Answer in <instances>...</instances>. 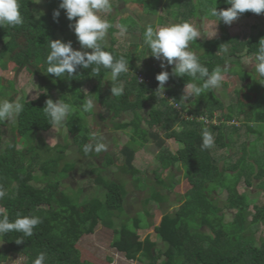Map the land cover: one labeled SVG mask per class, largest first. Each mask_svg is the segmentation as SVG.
Segmentation results:
<instances>
[{
  "label": "trees",
  "instance_id": "obj_1",
  "mask_svg": "<svg viewBox=\"0 0 264 264\" xmlns=\"http://www.w3.org/2000/svg\"><path fill=\"white\" fill-rule=\"evenodd\" d=\"M112 1L141 4L138 14L154 15L161 24L169 21V26L188 22L197 27V17L217 22L221 34L209 38L201 36L190 42L189 50L196 53L199 62L209 72L220 67L228 73H238L234 66L239 64L242 73L238 74L242 80H247L246 76H250L253 87L264 86L256 80L258 76L254 69L248 71L242 65L244 55L255 56L260 39H264V27L255 30L247 38L230 33L222 20L218 21L209 14L211 7H217L218 11L230 7L227 0H181L179 6L171 5L172 0H110L111 4ZM19 4L24 23L16 27H0V67L6 61H11L21 69L39 58L44 73L37 76L38 87L42 90L37 98L18 99L24 104V110L12 119L10 128L13 135H9L4 146L1 145L2 127L7 123L0 121V186L8 193L0 199L6 206L0 214H6L10 222L17 216L28 215L39 216L42 222L34 228L31 237H23L22 233L17 232L0 235L2 247L12 249V254L23 257L27 264H33L40 253L45 254L44 264H98L83 258L77 243L83 235L94 233L99 223L119 214L121 217L125 210L126 185L120 180L104 177L99 172L94 181L105 190L104 195L103 192L99 194L103 197L93 195L80 200L78 196L66 193L62 188V180L75 168V163L65 158L70 142L51 146L37 137V134L48 131L53 126L43 110L46 101L59 99L73 108V113L65 121L68 140L70 137L82 156L99 157L101 153L93 151L85 155L83 152V145L91 143L93 133L88 116L95 111L83 112L82 105L91 98L101 108L97 114L101 119L109 116L114 120L125 113L133 114L131 121H115L113 124L116 129L131 131V140L120 149L123 156L120 165L124 166L126 173L135 168L139 147L148 142H153L158 147L155 155L157 165L153 169L157 186H150L151 191L145 198L144 205L150 200L155 201L158 206L168 201L167 192H162L160 188L170 190L179 184L180 178L170 172L167 179H162L161 173L177 164L182 165L185 177L191 184L182 196L183 200L178 198L181 203L175 212L164 213L160 223L155 226L160 237L157 240H152L150 235L142 239L139 227L145 225L138 219L136 226L133 223L136 218L133 219L128 213L119 224L115 225V220H112L113 248L124 253L127 259L138 260L143 264H264V237L257 236L260 225H264V206L256 205V212L250 213V201L237 187L242 178L249 187L253 185L254 178L263 177L264 155L259 152L260 149L254 150L257 139H244L242 149L239 150L238 147L237 151H233V146H238V142L233 144L227 141L235 138V134H238V139L244 138L239 134L241 127L235 123L240 117L247 121H254L255 117L264 120V111H254L252 102L241 100L226 106L216 94H210L211 90H208L207 95H202L207 97L203 106L189 108L192 104L181 97L184 86L187 83H197L199 86L202 81H194L187 75H175L174 64L167 68L153 66L145 59L149 49L143 43V33L146 26L155 25L143 20L146 24L141 26L142 19L139 16L129 14L122 17L119 11L102 13L113 27L108 30L110 40L104 39L100 43L104 50L113 54L114 59L123 56L128 60L129 72L121 73L116 82L110 80L111 71L104 68H101L99 75L94 74L91 68L84 69L81 66L77 67L72 77L67 74L62 77L47 74L46 56L50 51L51 39L70 41L73 49H80L76 35L69 27L75 20L69 21L65 10L59 9L60 0H39L38 3L35 0H19ZM112 8H115L114 3ZM57 9L60 15L54 18L53 13ZM160 10L163 12L160 13ZM254 14L245 11L239 16L251 17ZM261 14L264 15V12ZM146 15L144 16L147 17ZM121 25L126 27V32L120 31ZM16 31L30 32L25 49L17 52ZM127 34L129 47L117 46L118 37L124 35L126 39ZM150 58L154 57L150 55ZM161 71L169 73L164 98L156 92V75ZM11 83L12 88L14 82ZM87 83H93L89 90H85ZM113 83H123V95H110ZM6 91L0 88L1 95L10 94L8 101H16V90L14 94ZM234 91L237 93L239 90L236 88ZM219 110L222 113L216 115ZM185 112L187 116L184 115ZM143 120L147 127L142 126ZM245 120L241 125L248 126L249 124L244 123ZM205 129L214 137V145L210 149L201 148ZM16 134L32 136L35 146L19 148L14 140ZM246 134L247 137L248 129ZM97 137L100 138L98 135ZM169 139L179 143L177 150L170 148ZM247 140L252 145L245 143ZM220 147L227 149L222 167L219 161L221 158L217 156ZM246 149L254 150L256 154L249 158ZM115 160L117 159L113 153L106 152L102 165L97 168H109ZM256 165L258 172H255ZM37 173L44 177L40 186L34 184ZM208 189L217 194L226 191L225 202L229 212L237 209L232 219H226L222 208L208 199L205 192ZM63 193L64 197L61 195ZM17 238L24 240L18 244ZM159 241H162L165 248L159 245Z\"/></svg>",
  "mask_w": 264,
  "mask_h": 264
},
{
  "label": "rangeland",
  "instance_id": "obj_2",
  "mask_svg": "<svg viewBox=\"0 0 264 264\" xmlns=\"http://www.w3.org/2000/svg\"><path fill=\"white\" fill-rule=\"evenodd\" d=\"M112 2L115 5V8H112V13L119 11L122 17L129 14H133L137 17L139 16L142 19L140 21L142 22L141 26H144V24H146L143 23V20H148L149 24L150 22H153V24L155 25L154 28L159 26H169V21L162 23V25L158 22L156 16L154 15L147 16L145 13L138 14L142 8L141 4L131 2L126 4L123 2ZM180 3L181 0L171 1V5L173 6H179ZM159 12L162 13L163 11L160 10ZM144 15H146L147 17H145ZM101 16L102 18L104 17L102 13ZM196 22L195 23L198 24L197 28L203 33V38L219 36L221 34V29L217 22H212L204 17H202L201 19L197 17ZM191 24L194 25V23ZM263 27L264 15L256 13L251 17L239 16L237 20H235L231 25L226 24V28L230 31V33L240 34L242 38H247L252 32ZM14 35L18 42L15 51L17 52L20 50H24L27 39L30 36V32L16 31L14 32ZM115 36H117V34H115ZM127 36L128 34L126 35L125 39L124 35L123 37L120 35L118 37L119 41L117 43V46H120L121 48L129 47ZM104 39L110 40L108 32ZM147 53L149 55L146 56L145 59L149 60L153 66L162 68L161 61L157 60L156 58H150L149 51ZM228 58L236 59L237 57ZM247 62H254V57L244 55L242 58V65L244 64L245 69L250 71L252 65H247ZM169 66L170 65L165 62L163 68H167ZM235 66L237 67L235 68ZM235 66L234 69H237L238 73H242L240 65L237 64ZM43 73L44 69L42 68L41 60L39 58L34 59V61H30L27 66L21 69H19L14 62L6 61L0 67V88L7 90L6 92L12 91L11 94H14V90H16V101L20 97H25L26 99L35 98L42 91L38 87L37 76ZM222 73L224 75V79L221 83V86L215 90H211L210 94H216L217 98L224 100L226 106L232 103V97L234 99L238 97V99H240L241 101L252 102L251 106L255 107L254 111L260 113L264 111L263 85L253 87V82L251 81L250 76H246L247 80L245 81L239 77L238 73H228L226 70L224 71V69H222ZM109 77H111V75H109ZM11 81L14 82V87L12 88ZM92 85L93 83H87V85L85 86V90H89ZM167 86L168 83L166 82L165 88ZM236 88L239 89L238 94H236V92L234 91ZM208 93V90H204L199 97L189 98L187 102H190L194 108H200L207 101V97H203L202 95H207ZM9 96L10 94L7 95L6 93L1 95L0 93V101L8 100ZM95 105V113L88 116L89 123L91 124V130L93 133H96V135L102 137L103 142L108 145L107 151H105L104 153L102 152L99 157L82 156L77 151V149L72 144L70 137L68 140L67 129L65 126L66 119L62 125H53L48 131L37 134V137L42 138L51 146H55L58 143L65 144L66 142H70L69 150L66 152L65 158L67 161H72L73 163H75V168L67 177L62 180V188L66 191V193H69L70 195H76L80 200L85 197H93V195L94 197L99 196V194H101L102 192V195H104L105 190H102L94 181V178L99 172L104 177L120 180L126 185L127 195L124 203L125 210L122 212L123 214H121V217L119 214L108 219L105 222L99 223L94 233L83 235V237L77 243L78 248L82 252V257L98 264H143L138 260L127 259L123 253L119 252L111 246V242L114 236L112 220H115V225L119 224L125 218V214L128 213L129 216L133 219L136 218L133 222L134 224H136V226V221H138V219L142 224L145 225L142 228H140L141 226L139 227V233L141 234L142 238L149 234L152 240H157L160 237L157 233L154 232V225L159 223L164 213L175 212L176 208L180 205L181 202V200L178 198H181L187 192V190L191 187V184L185 177V170L182 165L177 164L170 170L161 173L162 179H167L170 172L176 174L180 178L179 184L174 186L172 189L165 190L160 188L162 192H167L168 201L158 206L155 201L150 200L146 205H144V200L151 191L150 186L151 188H156L157 186L154 181L155 171L153 169H156L155 165H157L155 155L157 154L158 147L153 142H148L144 146L139 147L135 158V168L130 173H126L124 166L120 165L121 159L123 157L120 153V149L123 147V145H125V143H128V141L131 140V131L116 129L113 124L115 121L129 122L133 119V114L125 113L114 120L109 116H105V118L101 119L97 115L98 112L101 111V108L98 107L97 103ZM225 110L227 109L225 108ZM221 113L222 112H218L217 115H220ZM6 123L7 124L2 127V146H4V142L7 140L9 135H13L10 128L12 120H6ZM259 125L260 127H264V124ZM142 126L147 127V123L144 120L142 121ZM254 135L256 139H260L257 134ZM14 140L17 142L19 148H25L26 146H35V140L32 136L26 137L16 134L14 136ZM91 143H95V141L91 140ZM168 144L172 150H176L179 146V143L174 139H169ZM226 151V148L220 147L217 150V154L222 159L226 156ZM106 152L113 153L116 156L117 160H115V162L110 165L109 168L98 169L97 167L99 165H102ZM43 178L44 177L42 174H35L34 184H43ZM149 180H151V182ZM241 187L244 189L248 188L244 183H241ZM256 189L257 187L255 186L250 188L251 192L255 194L261 191L259 189ZM205 192L208 199L212 203H219V205H223L225 203L226 193L223 192L221 194H216V192L212 189H208ZM61 195L64 197V193ZM102 195H100L99 197H103ZM260 195L261 196L258 199V203L261 205L264 203V194L261 192ZM5 209V203H3V201H0V211ZM226 213L228 218L232 219L233 214L229 211H227ZM260 231L261 235L264 237V228H262V230ZM159 245L162 248H165V246H162V241H159ZM0 264H27V262L21 256H14L12 254V249L2 247V245L0 244Z\"/></svg>",
  "mask_w": 264,
  "mask_h": 264
},
{
  "label": "clouds",
  "instance_id": "obj_3",
  "mask_svg": "<svg viewBox=\"0 0 264 264\" xmlns=\"http://www.w3.org/2000/svg\"><path fill=\"white\" fill-rule=\"evenodd\" d=\"M35 2L38 3L39 0H35ZM227 3L230 4L227 9L219 11L217 7L209 9V14L212 17H215L218 21L222 20L227 25H231L245 11L256 14L264 12V0H227ZM59 9L65 10L69 21L75 20V23H70L69 27L74 31L80 49H73L70 41L64 42L60 39H51L49 41L50 51L46 56L47 74H52L54 77H62L67 74L72 77L77 67L81 66L84 69L91 68L94 74L99 75L101 68H104L111 71L110 80L116 82L121 73L130 71L128 60L123 56L114 59L113 54L104 50L100 43L104 40L108 30L113 27L109 20L101 16V13L111 12L112 4L110 0H60ZM59 9L54 10V18L59 17ZM23 23L24 19L20 12L19 0H0V27L5 25L16 27ZM120 31L122 33L126 32V27L121 25ZM202 34L196 26L188 22L156 28L148 25L143 33L144 45L149 49L151 56L161 61L162 68L165 62L168 65L174 64L173 73L175 75L180 77L187 75L192 77L194 81H202L199 86L197 83L185 84L181 96L185 101H188L189 98L199 97L204 90L219 88L224 79L220 67H216L209 72V69L199 62L196 53L189 50L190 42L196 41ZM89 49L91 51H88ZM249 64L252 65V69L258 76L256 80L264 84V39H260L254 62H247V65ZM156 80L158 81L156 92L160 94L161 98H164L165 84L169 80V73L167 71L159 72L156 75ZM237 90L239 89L237 88ZM110 93L114 97L123 95V83L118 85L113 83ZM36 98L37 96L33 99ZM237 98L232 97L231 101L237 102ZM95 107L94 101L89 98L83 103L82 110L91 113L95 110ZM23 110L24 104L18 100L12 102L8 100L0 101V121L12 120L19 116ZM43 110L46 116L49 117L51 124L57 126L62 125L65 119L73 113L71 105L59 99L56 101L48 99ZM184 115L187 116L188 114L185 112ZM235 123L240 122L236 121ZM91 138L95 143L83 145L85 155L93 151L97 154L107 151L108 145L103 142L102 137L98 138L96 133H92ZM213 145L214 137L205 129L202 133L201 148L210 149ZM7 194V190L0 186V199H3ZM181 198L183 200L184 197ZM41 222V218L35 215L17 216L14 221L10 222L6 214H0V235L17 232L22 233L23 237H31L34 228ZM156 225H154V228ZM154 232L157 233L155 229ZM23 240V238H17L16 242L19 244ZM44 261L45 254L40 253L33 264H44Z\"/></svg>",
  "mask_w": 264,
  "mask_h": 264
},
{
  "label": "crops",
  "instance_id": "obj_4",
  "mask_svg": "<svg viewBox=\"0 0 264 264\" xmlns=\"http://www.w3.org/2000/svg\"><path fill=\"white\" fill-rule=\"evenodd\" d=\"M238 99V98H237ZM240 99H238V101H239ZM190 103V102H189ZM188 103V104H189ZM189 108H191V109H194V107L193 106H190L189 105ZM218 112H221L220 110L219 111H216V115H217V113ZM244 117V116H243ZM243 120H245V118H242V117H240V120H238L240 123H238V125H239V127H241V129H240V131H239V134L241 135V136H243L244 138H242V139H238V137H237V135L238 134H235V138H231V140H228L227 139V141L230 143H233L234 144V142H238V146H233L234 148H233V151H237V148L239 147V150L240 149H242L241 147L243 146V140L244 139H256V137H255V135L254 134H257L258 135V137H260V139L258 140L257 139V145L255 146V148H254V150L255 149H257V150H259L260 149V151L259 152H262V154L264 155V127L263 126H261L260 127V125L259 124H264V120L263 119H261V118H258V117H255V120L254 121H247V120H245V122L244 123H246V124H249L248 126H246V125H241V122L243 121ZM256 121V122H255ZM243 123V122H242ZM248 129V136L246 137V130ZM236 137H237V140H236ZM247 142V144H251L252 145V143L250 142V141H245V143ZM178 148H179V146H178ZM177 148V149H178ZM251 148H252V146H251ZM176 149V150H177ZM254 150H252V151H250L249 149L247 150L246 149V151H247V153H249V158H252V157H250V155H255L256 153L254 152ZM217 156H218V154H217ZM219 157V156H218ZM251 161H254L253 159H250ZM220 161V165H221V167L223 166V164H224V160H223V158L221 159V160H219ZM255 172H258V166L256 165V170H255ZM254 172V173H255ZM256 174V173H255ZM241 183H244V184H246L245 182H244V179L242 178L241 180H240V182H239V184L237 185V187H238V190H239V192L240 193H242V194H246L247 195V197H248V199H249V201H250V203H249V212L250 213H255L256 212V205L257 206H264V203L263 204H259L258 203V199H259V197L261 196L260 194H261V192L264 194V175H263V177L262 178H254V180H253V185L252 186H246V187H248L247 189H244V188H242L241 187ZM253 186H255V187H257V189L256 190H261V191H259V192H257V194H255V193H252L251 192V190H250V188H252ZM224 193H226V191H223ZM222 192V193H223ZM217 194V193H216ZM226 195H227V193H226ZM217 205H218V207H222L223 208V212H227V211H229L228 210V208H227V205H226V202L223 204V205H219V203H216ZM235 212H237V209L235 208V209H233V211H232V214H235ZM226 219H229L228 218V216H227V213H226ZM262 228H264V225L263 224H261L260 225V230H262ZM259 230V232L257 233V236L259 237V236H261V231Z\"/></svg>",
  "mask_w": 264,
  "mask_h": 264
}]
</instances>
